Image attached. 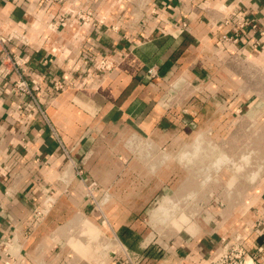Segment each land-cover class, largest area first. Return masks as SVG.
I'll return each instance as SVG.
<instances>
[{
  "label": "crops",
  "instance_id": "1",
  "mask_svg": "<svg viewBox=\"0 0 264 264\" xmlns=\"http://www.w3.org/2000/svg\"><path fill=\"white\" fill-rule=\"evenodd\" d=\"M0 34L43 86L36 106L9 92L13 74L0 78V240L13 238L15 264H119L123 247L140 264H205L235 234L264 264V158L254 179L229 183V170L206 179L180 157L198 137L212 166V151L260 132L264 0H0ZM107 54L116 68L100 74L92 62ZM55 79L67 86L50 93ZM43 190L55 203L36 225L29 210ZM152 209L209 217L155 255L142 215Z\"/></svg>",
  "mask_w": 264,
  "mask_h": 264
},
{
  "label": "built area",
  "instance_id": "2",
  "mask_svg": "<svg viewBox=\"0 0 264 264\" xmlns=\"http://www.w3.org/2000/svg\"><path fill=\"white\" fill-rule=\"evenodd\" d=\"M226 7V6H221ZM154 12V9H151ZM69 13L74 14L84 24H92L93 17L90 11L69 10ZM254 26L252 22L243 21L242 26ZM226 38V36H224ZM12 36L0 34V78L7 79L11 74L14 75V79L9 86V92L19 96L29 97L33 103L38 106L36 93L43 88L42 84L31 78L28 70V56L11 52L7 48V43L11 40ZM228 40H236L237 35L227 37ZM93 68L100 74H108L116 68L115 59L107 54L100 56L92 62ZM148 73L151 78L157 76V68L151 66L148 69ZM71 85V84H68ZM67 85L60 79H55L48 84V90L50 93L59 92L64 89ZM20 107V106H19ZM43 114V111H41ZM197 143V142H196ZM72 164V162H71ZM76 168V174L82 175V167L80 165H74ZM209 177L207 176L206 179ZM96 186L95 181H91L86 184V196L92 201L97 203L94 196V189ZM7 193L11 192L9 188L6 190ZM217 201V199H214ZM55 203L54 194L50 190H43L42 198L39 203L31 204L29 214L31 220L36 224H40L47 216L51 208ZM155 204V203H154ZM17 228L15 227V233ZM16 238V235L14 236ZM12 237L3 238L0 240V254L2 257L3 264H15V258L13 256ZM152 244L154 241L152 240ZM123 260L119 264H140L144 260V255L131 254L125 247L122 248ZM147 261V260H146ZM205 264H261L257 257L249 251L245 244V240L241 234H235L232 238L225 243L220 249H218Z\"/></svg>",
  "mask_w": 264,
  "mask_h": 264
},
{
  "label": "rangeland",
  "instance_id": "3",
  "mask_svg": "<svg viewBox=\"0 0 264 264\" xmlns=\"http://www.w3.org/2000/svg\"><path fill=\"white\" fill-rule=\"evenodd\" d=\"M183 85L184 88L187 89V92L188 91L198 92V90L195 89L193 85H187V83ZM259 91H260L259 93L260 97L262 99L261 104L264 105V79L260 81ZM262 108L264 109V106H262ZM259 120L257 119L256 121H259L257 123L260 124L261 126L260 132L254 134L245 132L244 134H242V138L240 137V139H242L243 141V147L240 150H238L237 148H235V146H233V148L228 147V148H223L222 150L212 151L213 153L212 166L203 165V162L211 156L210 154L211 152L209 148L205 147V144L200 142L201 139H198V137H196L197 143L193 144L192 147L190 146L189 148L190 150H188L187 148H183L182 150H180V157L184 161L185 158H190V161H197V163H194L193 166L191 165L190 168L191 167L194 168V172H196L199 175H205L207 177L209 172H211V174L218 175L220 174V172H222L221 170H223L224 168L229 170V172L227 171L229 178L231 179L229 183H231V181H234L235 179L237 180L239 177L242 176L244 178H247L248 176L251 175L250 177L254 179L256 175L255 173H257V169L258 168L261 169L263 167L259 159L261 157L264 158V129H263L264 115L263 117L259 118ZM244 123L246 124L250 122L248 119H245ZM237 151H241V153H238ZM232 156L237 158H240L242 156V158L243 159L245 158V160L239 162L236 161V163L234 164L231 163L223 164L220 161L221 157L225 159L227 157H232ZM180 166L182 168H186L185 167L186 165L181 164ZM216 177L218 178V176ZM215 185L217 184L215 183ZM194 199L196 201L202 200V198H200L199 196H195ZM212 199L219 200L220 197L217 198L213 197ZM152 208L154 209V207ZM201 208L205 210L204 207ZM203 210H195L191 212L185 211L181 214H176L172 210H167V212L164 213L161 212L156 213V211H153V213L151 212L149 213L147 211L144 212L142 215L143 218L146 221H148L147 222L149 224L148 232L152 233L151 236L153 235L152 240L154 241V243L151 245L153 246L151 249L153 248L155 249L152 250V253L156 255L158 253L157 248H161L160 250L164 252L161 246H165L164 244L165 239L168 238L167 236L169 235L173 236V234L183 232V230H187L189 232H193V230L194 232L198 231L197 229L194 228H197V225H199V223L205 224L206 222L205 220H207L208 222L209 215ZM155 250H157V252ZM165 263L166 262H163L162 264ZM147 264H150V262Z\"/></svg>",
  "mask_w": 264,
  "mask_h": 264
}]
</instances>
